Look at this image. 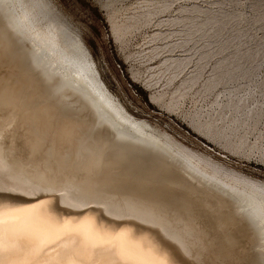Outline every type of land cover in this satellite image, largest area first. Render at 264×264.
<instances>
[{
	"label": "bare ground",
	"instance_id": "1",
	"mask_svg": "<svg viewBox=\"0 0 264 264\" xmlns=\"http://www.w3.org/2000/svg\"><path fill=\"white\" fill-rule=\"evenodd\" d=\"M115 1L103 6L111 9ZM239 3L135 0L134 15L109 21L120 43L134 28L154 23L152 52H169L150 67L168 73L164 90L150 94L154 104L192 61L194 70L188 68L175 92L194 87L216 58L202 92L223 89L206 120L191 124L229 131L242 148L264 120V0H248L249 14L234 8ZM0 29L19 68L0 72V189L7 197L0 207L29 210L16 227L31 242L75 236L98 253L116 249L113 258L123 250L151 259L167 251L157 237L162 232L189 264H214L233 255L237 234L223 221L232 207L257 238L264 264L263 179L192 152L132 115L104 82L79 27L53 0H0ZM176 50L188 53L176 56ZM154 76L143 79L147 88L159 84ZM258 134L250 153L264 165V130ZM160 189L180 195L164 199Z\"/></svg>",
	"mask_w": 264,
	"mask_h": 264
},
{
	"label": "rangeland",
	"instance_id": "2",
	"mask_svg": "<svg viewBox=\"0 0 264 264\" xmlns=\"http://www.w3.org/2000/svg\"><path fill=\"white\" fill-rule=\"evenodd\" d=\"M53 1L69 16L70 20L79 27L86 45L97 62L104 82L115 95L116 99L122 102L132 115L146 120L152 127L160 131V133H165L177 144L188 148V150L192 152L199 153L202 156L208 157L211 161H216V163L226 165L252 177L264 180V165L259 164L250 153V145H252L259 136L258 131L264 130L263 119L260 120L257 127L258 130L248 135L247 144L242 146V148H239L237 144L238 137L232 135L229 131L212 125L206 130H198L197 127V129L194 128V124H191L194 122L203 123V121L206 120L203 116L205 111L207 112L210 107H213L214 104L212 102H214L213 100H215L216 94L223 89L221 86H218L211 91V93L208 92L210 94L207 92H204L206 93L204 94L202 92L204 88L202 85L211 73V67L215 64L216 58H212L208 62L199 82L194 85V87L183 90L185 93L181 96L180 94L183 91L175 92L174 90L178 87L181 81L180 79H182L187 72L191 71L189 69L194 70L195 61H192L189 65L190 67H188L189 69L187 68L185 72L180 74L175 82L172 83L173 85L167 87L165 92H168L165 94L166 96L163 101H160V104H154L150 102V94H152V92L164 90L162 85L166 84L165 79L168 73H164V70L160 69H156V71L150 70V67L159 66L163 58L169 54V52H162L163 54L152 52L154 42L151 40L150 35L156 31L154 23L140 29L134 28L132 32L125 35L123 42L120 43L112 37L111 22L109 21L110 15H113L114 19L117 17L120 22L124 20L123 17L126 18L127 16L134 15L136 9L135 5L132 3L135 0L115 1L112 4L113 7L111 6V9L109 8L108 10L103 6V3L107 0ZM239 2L240 3L234 7L236 10H245L248 14L251 13V8L249 7V9L247 6L248 0H239ZM203 3L202 1V4ZM177 5L178 3L173 5L171 13L175 11ZM169 15L170 12L163 13L164 18ZM254 27H252L253 29H251L250 33L253 35L255 33L254 36L257 37V35H260V30L258 32V29ZM1 35L2 32L0 29V52H2L0 53V72H9L13 70V68L19 69L17 66L14 67L17 61L16 59L18 58H14L12 55L14 54L13 51L10 52L11 49L9 50L8 47L6 48L7 41ZM172 38L174 37L172 36ZM158 42V44H161L160 41ZM3 48H5V50ZM6 49L7 51L9 50V53ZM187 53L188 51H184L183 53V50H176L173 54L176 56H185ZM134 59H136L137 62ZM262 69H264V60L261 64V70ZM134 72H138L137 75L140 76L137 82L135 81L136 79H134ZM152 75H155L154 77L159 81V84L150 89L147 88L142 81L145 78H151ZM186 91L188 93H186ZM175 96L176 98L174 99L173 97ZM176 100L178 101L177 107L174 106L173 108L172 106V109L167 107L168 103H171V101L176 102ZM192 119L193 122L191 121ZM203 130L206 132L208 131V135L205 134L206 132ZM259 142H264V138H261ZM231 208L232 207H230V210L225 208L223 211V221L230 223L235 229L232 231L237 234L235 235V241L231 242L233 255H230L227 260H221L216 263L260 264L258 263V252L256 250L258 243L257 238L254 233L244 225L243 220V223L237 220L236 213L233 212ZM237 224L240 228L237 227ZM232 231H224L223 234L226 240L229 239Z\"/></svg>",
	"mask_w": 264,
	"mask_h": 264
},
{
	"label": "snow or ice",
	"instance_id": "3",
	"mask_svg": "<svg viewBox=\"0 0 264 264\" xmlns=\"http://www.w3.org/2000/svg\"><path fill=\"white\" fill-rule=\"evenodd\" d=\"M0 189V199H6ZM158 195L167 199L180 195L160 189ZM28 209L0 207V264H189L181 251L170 239L157 232L159 244L164 251L159 258H130L124 251L113 258L116 249L96 252L94 246L83 243L75 236L49 244L47 241L31 242L33 238L18 230L16 225L28 214Z\"/></svg>",
	"mask_w": 264,
	"mask_h": 264
}]
</instances>
